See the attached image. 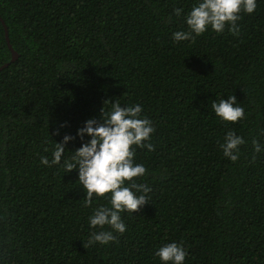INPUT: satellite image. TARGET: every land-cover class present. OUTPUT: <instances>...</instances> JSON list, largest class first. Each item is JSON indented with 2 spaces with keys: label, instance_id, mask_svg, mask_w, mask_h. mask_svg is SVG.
<instances>
[{
  "label": "trees",
  "instance_id": "16d2710c",
  "mask_svg": "<svg viewBox=\"0 0 264 264\" xmlns=\"http://www.w3.org/2000/svg\"><path fill=\"white\" fill-rule=\"evenodd\" d=\"M195 3L0 0V264H161L154 253L171 242L185 264H264V151L252 145H264V0L235 29L174 42ZM228 96L245 119L216 116L212 101ZM116 99L141 104L155 128L154 151L135 157L152 191L121 213L115 242L85 247L78 172L40 158L68 134L70 159L77 130ZM229 130L246 141L236 162L219 148Z\"/></svg>",
  "mask_w": 264,
  "mask_h": 264
},
{
  "label": "clouds",
  "instance_id": "9594fccd",
  "mask_svg": "<svg viewBox=\"0 0 264 264\" xmlns=\"http://www.w3.org/2000/svg\"><path fill=\"white\" fill-rule=\"evenodd\" d=\"M258 0H196L191 10L184 16L187 31H176L172 34L176 43L194 39L209 29L222 33L226 27L235 29L241 13L252 15L256 12ZM175 15L180 16L183 9L176 8ZM110 107L101 111L98 121L92 117L77 130L82 144L71 156L65 155V146L75 137L65 134L62 142H56L51 151V159L41 156L42 165L51 167L61 165L67 173L76 170L78 181L86 193L83 203L92 208L88 223L92 231L88 234L85 247L99 244L107 246L116 241V234H123L127 225L121 213L137 212L149 202L152 189L148 185L138 183L139 178L146 175L142 163H136L137 149L154 151L150 142L155 128L152 121L143 116L141 104L121 105L105 101ZM211 108L224 122L236 123L245 119V110L239 105L235 96H228L218 102L213 100ZM90 139L83 142L85 137ZM245 139L229 130L219 144L225 158L236 162L240 156V146ZM256 153L264 151L256 139L252 140ZM94 199H104L108 203L94 205ZM161 264H185L187 252L183 244L166 243L155 253Z\"/></svg>",
  "mask_w": 264,
  "mask_h": 264
},
{
  "label": "water",
  "instance_id": "95a60500",
  "mask_svg": "<svg viewBox=\"0 0 264 264\" xmlns=\"http://www.w3.org/2000/svg\"><path fill=\"white\" fill-rule=\"evenodd\" d=\"M3 24H4V22H3ZM5 32H6L5 34H6V41H7L8 47H9V49L11 50L12 55H13L12 62H14V61H16V59H17V54H16V52L14 51L13 46H12L11 43H10L9 33H8V30H7L6 27H5ZM6 66H8V65H5L4 67H6ZM0 70H1V69H0Z\"/></svg>",
  "mask_w": 264,
  "mask_h": 264
}]
</instances>
